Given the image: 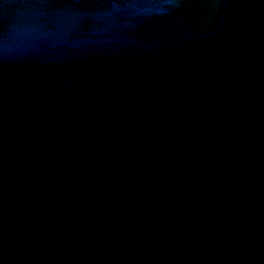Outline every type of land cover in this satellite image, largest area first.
Masks as SVG:
<instances>
[{"label": "water", "instance_id": "1", "mask_svg": "<svg viewBox=\"0 0 264 264\" xmlns=\"http://www.w3.org/2000/svg\"><path fill=\"white\" fill-rule=\"evenodd\" d=\"M0 264H264V0H0Z\"/></svg>", "mask_w": 264, "mask_h": 264}]
</instances>
